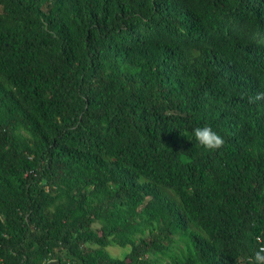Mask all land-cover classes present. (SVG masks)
<instances>
[{"label":"trees","instance_id":"1","mask_svg":"<svg viewBox=\"0 0 264 264\" xmlns=\"http://www.w3.org/2000/svg\"><path fill=\"white\" fill-rule=\"evenodd\" d=\"M260 244L264 0H0V264H248Z\"/></svg>","mask_w":264,"mask_h":264},{"label":"clouds","instance_id":"2","mask_svg":"<svg viewBox=\"0 0 264 264\" xmlns=\"http://www.w3.org/2000/svg\"><path fill=\"white\" fill-rule=\"evenodd\" d=\"M191 136L196 142L207 150H217L223 143V138L209 126H198L191 129ZM248 264H264V244L258 245L251 256Z\"/></svg>","mask_w":264,"mask_h":264},{"label":"rangeland","instance_id":"3","mask_svg":"<svg viewBox=\"0 0 264 264\" xmlns=\"http://www.w3.org/2000/svg\"><path fill=\"white\" fill-rule=\"evenodd\" d=\"M108 249L110 250V252H111L112 254H115V255L121 253V249L118 248V247H108Z\"/></svg>","mask_w":264,"mask_h":264}]
</instances>
